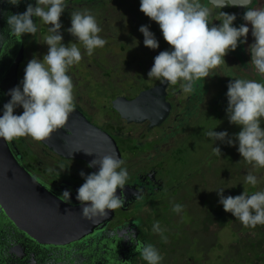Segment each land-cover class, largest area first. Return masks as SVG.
<instances>
[{
	"label": "flooded vegetation",
	"instance_id": "1",
	"mask_svg": "<svg viewBox=\"0 0 264 264\" xmlns=\"http://www.w3.org/2000/svg\"><path fill=\"white\" fill-rule=\"evenodd\" d=\"M1 3L0 33L10 44L0 57L2 115L3 105L10 100L8 90L20 84L28 61L34 56L42 59L47 52L43 40L48 26L33 18L37 33L25 34L22 42H17L8 37L5 14L23 13L33 2L21 0L18 6L7 0ZM201 3L213 9L212 16L220 11L235 14L236 27L247 23L242 19L246 7L240 6L245 0H231L234 5H228L229 0ZM84 10L95 16L99 35L107 41L92 56L67 31L71 12ZM213 18V24L221 23ZM60 21L62 43H76L82 53L80 63L67 73L74 85L75 109L66 125L43 141L20 137L3 142L22 175L30 177L31 195L39 194L40 187L53 206L61 203L63 212L73 209L78 216H82V205L76 199L77 189L84 183L80 172L98 171L99 165L89 168V162L116 152L129 173L123 189L125 202L97 223L82 216L85 225L78 237L64 235L55 242L32 236L0 210V264H147L135 242L129 240L132 231L137 240L159 251L160 264H213L210 259L214 264H248L251 227L224 211L216 189L224 188V196L243 191L251 194L252 186L245 183V176L252 173V165L238 152V142L228 145L216 140L209 145L213 140L205 133L210 129L227 131L228 138L234 139L241 129L229 122L225 111L228 83L235 78L264 82L249 66L247 49L254 42L251 25L247 42L229 51L225 63L210 70V76L195 81L191 93H184L179 84H160L148 78L154 57L170 45L159 25L145 18L136 0H69ZM141 25H148L154 33L159 41L157 49L144 45ZM22 112V106L14 109V114ZM261 123L264 127V120ZM214 147H219L220 155ZM257 179L260 184L263 178ZM65 189L70 191L69 201L60 199ZM175 203L183 206L181 212H173ZM157 221L163 236L152 231ZM227 229L234 239L221 237V231ZM212 247L218 250L215 255L207 251Z\"/></svg>",
	"mask_w": 264,
	"mask_h": 264
},
{
	"label": "clouds",
	"instance_id": "2",
	"mask_svg": "<svg viewBox=\"0 0 264 264\" xmlns=\"http://www.w3.org/2000/svg\"><path fill=\"white\" fill-rule=\"evenodd\" d=\"M7 2L18 6L21 0ZM68 4L69 0H36L35 6L28 4L23 13L5 14L8 37L17 42H22L25 34L37 33L35 19L48 26V34L43 40L48 45L47 54L42 59L34 56L29 60L20 84L8 90L10 100L3 105V114L0 115V138L5 142L20 137L43 141L63 128L75 109L74 85L67 73L80 63L82 53L76 43L67 46L62 43L60 17ZM227 4L234 5L231 0ZM253 4L255 6H251ZM240 6L246 7L242 19L247 23L236 27L233 24L236 15L224 11L214 15L221 23L213 24V9L201 0H140V11L159 25L164 40L170 45L168 50L154 57L148 78L160 84H179L184 93H191L195 81L210 76V70L225 63L224 57L229 51H235L238 45L247 42L250 24L254 42L247 49L249 66L253 74L264 80V0H245ZM70 19L71 26L67 31L83 46L88 56L105 46L107 41L99 35L101 28L88 10L72 11ZM139 31L146 47H159V41L148 25H141ZM0 39L3 40L0 57H3L10 44L3 39L2 33ZM226 96L228 120L241 130L234 134V139L228 138L227 131L213 129L205 135L213 141H226L228 145L238 142L237 150L244 161L253 168H264V127L261 126L264 120V82L235 78L228 83ZM20 106L22 114H14V109ZM214 151L220 155L219 147H214ZM94 165H99L98 171L87 175L80 172L84 183L77 189L76 199L82 205V216L97 223L106 219L110 210L122 208L125 202L123 189L129 173L124 160L116 152L93 159L87 166ZM245 183L255 187L257 176L248 173ZM117 188L121 189L120 195H117ZM216 191L224 211L230 212L243 226L264 225V191L252 194L243 191L236 196H224V188ZM70 195L65 189L60 199L69 201ZM182 207L175 203L172 210L179 213ZM152 231L163 236L158 221L153 224ZM129 240L135 242L136 250L147 264H160L162 256L153 245L137 240L133 231Z\"/></svg>",
	"mask_w": 264,
	"mask_h": 264
},
{
	"label": "water",
	"instance_id": "3",
	"mask_svg": "<svg viewBox=\"0 0 264 264\" xmlns=\"http://www.w3.org/2000/svg\"><path fill=\"white\" fill-rule=\"evenodd\" d=\"M28 1H32L33 6L36 3V0ZM18 62L15 63L14 72ZM9 74L12 76L11 72ZM29 181L30 177L22 175L16 160L11 157L9 149L0 138V210L15 225L25 227L26 231L39 240L55 242L64 235L71 239L78 237L85 225L83 217L74 215L73 209L63 212L61 203L58 207L53 206L51 198H47L40 187L41 194L31 195L28 186L32 182Z\"/></svg>",
	"mask_w": 264,
	"mask_h": 264
},
{
	"label": "trees",
	"instance_id": "4",
	"mask_svg": "<svg viewBox=\"0 0 264 264\" xmlns=\"http://www.w3.org/2000/svg\"><path fill=\"white\" fill-rule=\"evenodd\" d=\"M256 191H264V183L257 184L252 187L251 194ZM252 236L250 239L249 250L251 254H248L247 263L248 264H264V225H257L255 228L251 227ZM241 250H245L240 247ZM242 251V252H243ZM246 251V250H245ZM242 252L238 256L242 257ZM236 264V263H231Z\"/></svg>",
	"mask_w": 264,
	"mask_h": 264
},
{
	"label": "rangeland",
	"instance_id": "5",
	"mask_svg": "<svg viewBox=\"0 0 264 264\" xmlns=\"http://www.w3.org/2000/svg\"><path fill=\"white\" fill-rule=\"evenodd\" d=\"M136 5H137V7L140 9V0H136ZM145 18L147 19V20H149V21H151V22H154V23H156L155 21H152L149 17H147L146 15H145ZM110 23H112L111 21H110ZM111 27H112V29H114L113 27L115 26H113V24L112 25H110ZM45 47L47 48V51H48V45L45 43ZM45 54H47V52L45 53ZM214 144V141H211L210 143H209V145H213ZM187 165H189V162L187 163ZM175 169H178V167H176ZM174 169V170H175ZM174 170H172V173H173V171ZM251 172H252V174H254V175H256L257 177L258 176H261L263 179L260 181V183H264V170L262 169V168H253L252 167V169H251ZM253 187V186H252ZM233 234V232L231 231V229H227V230H222L221 231V237H223V239L224 240H227V239H229L230 237H232V239H234V235H232ZM232 235V236H231ZM216 247H212L211 249H208L207 251L209 252V254H213V255H215V253L218 251L217 249H215ZM209 262L210 263H213L214 264V262H213V260L212 259H210L209 260ZM232 263V261H228V264H231ZM219 264H221L220 262H219Z\"/></svg>",
	"mask_w": 264,
	"mask_h": 264
}]
</instances>
